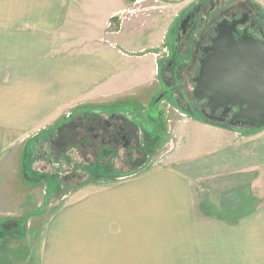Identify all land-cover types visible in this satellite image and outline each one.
I'll return each instance as SVG.
<instances>
[{
	"label": "crops",
	"instance_id": "0c3cea01",
	"mask_svg": "<svg viewBox=\"0 0 264 264\" xmlns=\"http://www.w3.org/2000/svg\"><path fill=\"white\" fill-rule=\"evenodd\" d=\"M72 2L0 0V159L16 135L43 129L80 104L128 92L138 101L151 86L149 117L159 83L155 47L131 48L120 39L94 51L55 53L53 38ZM111 2L113 14L97 13L98 3ZM123 4L92 0L100 34L92 41L102 40L105 23ZM125 105L134 112V104ZM108 106L99 114L116 110L110 116L123 117L120 106ZM154 111L155 120L167 118ZM190 125L169 165L58 208L43 225L39 264H264V129L237 133Z\"/></svg>",
	"mask_w": 264,
	"mask_h": 264
},
{
	"label": "rangeland",
	"instance_id": "374dc122",
	"mask_svg": "<svg viewBox=\"0 0 264 264\" xmlns=\"http://www.w3.org/2000/svg\"><path fill=\"white\" fill-rule=\"evenodd\" d=\"M72 1V7H69L68 13L65 12L61 17L59 28L53 38V50L57 54L94 51L98 50V44L107 45L108 43L111 46L113 43H122L119 42L120 39L127 43L130 42L131 45H128L131 48L142 47L147 50L150 45L154 46L156 51H160L167 44L173 43L175 34L181 35V31L176 28L180 18L175 20L168 31L170 21L181 12H186L184 16L189 15L204 0H124L122 9L116 11L115 16L105 23L104 32L106 34L102 40L95 42L92 40L99 37L100 34H96L94 27L98 20L95 17V9L92 8V0H86L89 5H84L81 0ZM216 1L220 4L224 0H214L213 3ZM227 1L240 0H225V2ZM249 1L259 9V12L264 14V0ZM115 5V2L98 3L96 11L99 15L111 13V7ZM210 6L211 4H207L202 9L208 10ZM132 19L138 22L139 30L134 29ZM193 21H196L195 17ZM144 22L146 25L141 27ZM189 27L188 24L187 28ZM119 30L121 34L117 36L118 42H116L114 35ZM172 30L173 32H171ZM175 46H177L176 43ZM181 49L182 54H185L187 49ZM155 72L158 71L155 69ZM151 90H153L151 86L143 89L142 91L147 97L138 101H133L137 100V96H132L128 92L118 98L110 99L106 103L102 100L74 106L66 113L61 114L52 124L38 131L30 132L27 136L18 134L11 144L7 143L4 146L0 159V264H39L43 225L58 208L66 202L77 199L83 193L120 184L149 170L169 165L174 154L181 149L182 130L193 128L190 125L193 121L201 123L203 126L220 128L229 132L238 131L237 133H240V131L246 132L247 130V128L241 127L215 126L200 119H194L181 110L177 112L178 108L171 103V90L165 87L161 89V93H167L163 101L170 103L169 112L164 114L167 118L162 117L159 120L146 118L147 98L150 93H153ZM158 99L159 97L156 101ZM125 104H134L136 107L134 112L128 108L130 106ZM106 105H109V108L120 106L117 111L137 127L138 130L134 128L133 136H127L129 141L127 145L118 140L117 151L110 150L108 155L99 146L96 149L93 148V145H98L97 140V142L87 145L81 141H72L70 137H67L64 131H67L66 128L72 127L70 122L73 115L79 112L86 111L88 113L90 120L86 119L87 123L83 125L94 126L97 132L103 122L114 120L111 119L114 116L110 115L114 114L116 110L106 111L105 115L99 114L102 113L100 107ZM150 115L157 118L153 108ZM37 136L42 144V149L39 152L35 151L36 148L33 150L29 164L25 155L26 144ZM51 139L52 142L49 144ZM91 144L92 146H90ZM98 149L104 156H96L94 151L97 152ZM24 161L28 168L40 177L32 178V180L26 178ZM49 161H53V164H49ZM95 165L104 166V174L99 176L97 173H92V179L83 175L86 170H92ZM29 169L28 171H30ZM139 169L141 170L139 171ZM134 172L139 174L131 176ZM74 175H79V178H73ZM47 176L52 177L50 184L45 179ZM71 176L72 179L68 180L67 178ZM110 181L113 182L105 183ZM78 183L82 185L77 187ZM242 203L243 201L240 206ZM238 207L239 205L235 206V208Z\"/></svg>",
	"mask_w": 264,
	"mask_h": 264
},
{
	"label": "flooded vegetation",
	"instance_id": "af4514ba",
	"mask_svg": "<svg viewBox=\"0 0 264 264\" xmlns=\"http://www.w3.org/2000/svg\"><path fill=\"white\" fill-rule=\"evenodd\" d=\"M213 1L200 2L189 15L184 16L186 12L177 15L175 20L180 18V21L176 28L181 31V35L175 34L173 43L167 44L160 50L164 58L160 57L159 51L153 53L157 59L158 72L156 75L159 80L155 86L159 100L156 101L157 97L155 98L153 110H162L163 105L160 103L167 93H161V89L165 87L171 90V103L178 110L194 119H200L215 126L231 127L230 121L237 109L231 106H228L227 109L217 108V104L209 106V101L206 99H196L193 95V89L196 86L195 80L199 76L201 62L211 53L209 48L213 46L212 40L216 38L219 27L222 25L230 27L233 23L243 22V25L237 26L235 39L241 37L248 26L250 29L259 28L264 32V14L259 12V9L255 8L249 0L233 2L224 0L220 4L217 1L213 3ZM207 4H211L210 8L202 9ZM194 17L196 21H193ZM188 24L189 28H187ZM185 40L187 41L185 42ZM181 48L187 49L185 54H182ZM111 119L114 120L105 121L104 127L99 130L102 134L101 142L109 144L112 140L117 144L120 141L127 145L129 143L127 136H133L135 133L133 124L126 125V127L118 126L120 122L117 120V116ZM90 131L98 133L94 126H90Z\"/></svg>",
	"mask_w": 264,
	"mask_h": 264
},
{
	"label": "water",
	"instance_id": "95a60500",
	"mask_svg": "<svg viewBox=\"0 0 264 264\" xmlns=\"http://www.w3.org/2000/svg\"><path fill=\"white\" fill-rule=\"evenodd\" d=\"M243 24L236 22L230 27H219L209 48L211 53L200 64L193 95L198 100H208L209 106L236 108L231 127L260 132L264 129V32L248 26L244 34L235 39L237 26ZM169 105V102L163 103L158 114L169 112ZM152 108L148 112L151 113Z\"/></svg>",
	"mask_w": 264,
	"mask_h": 264
},
{
	"label": "trees",
	"instance_id": "16d2710c",
	"mask_svg": "<svg viewBox=\"0 0 264 264\" xmlns=\"http://www.w3.org/2000/svg\"><path fill=\"white\" fill-rule=\"evenodd\" d=\"M83 114L81 115V116H75V114L73 115V119H72V121L70 122L71 124L70 125H72V127H69V128H66L65 130H67V131H64V132H66V134H67V137H70L71 139H72V141H81L82 143L84 142V143H86L87 145H88V143H94V142H97L98 141V145H93V148L94 149H96L97 148V146H99V147H101V149H103V150H105L106 152H107V154H108V152L110 151V150H112L113 152L114 151H117L116 149L118 148V145L119 144H117V143H115V142H113L112 140H111V142H109V144H106V142H101V137H102V134H100V131H98V133H93V132H91L90 131V126L91 125H89L88 126V124H86V125H83L84 123H87L86 122V119H89L90 120V116L88 115V113H86V111L85 112H82ZM160 116V115H159ZM161 116H162V114H161ZM149 117L150 118H154V117H151V115L149 114ZM117 120L118 121H120V124L118 125V126H123V127H126V125L128 126V125H130V123L125 119V118H123V117H119V116H117ZM104 125H105V123L103 122L102 123V125L100 126V124H99V130L101 129V127H104ZM132 125V124H131ZM82 130H81V129ZM81 130V131H80ZM116 131V130H115ZM53 139V138H52ZM52 139L49 141V144L52 142ZM97 140V141H96ZM40 140H39V137L37 136L36 138H34V139H32V140H29L28 142H27V146H26V153H25V155H26V160H27V162L29 163V160H30V158L32 157V155H33V150L35 149V151L36 152H39V150H41L42 149V144H41V142H39ZM90 146H92V144L90 145ZM95 153H96V156H100V155H102V156H104L103 154H101V152L99 151V149H98V151L96 152V151H94ZM109 155V154H108ZM106 157V156H105ZM55 161H57L56 159H55ZM49 164H53V161H49L48 162ZM30 164V163H29ZM55 164V163H54ZM24 165H25V175H26V178H28V179H30V180H32V178H36V177H40L39 175H36L35 173H33L29 168H28V165H26V161H24ZM30 170V171H28V169ZM105 167L104 166H99V165H95L93 168H92V170L91 169H88V170H86V173L85 174H83V175H85L87 178H89L90 177V179H92L93 178V176L91 175L92 173H97L99 176H101V174H104V172L103 171H105V169H104ZM75 170V169H74ZM136 174H139L138 172H134V173H132L131 174V176H133V175H136ZM79 175H74L73 176V178H79L78 177ZM120 178H122V177H120ZM126 178V177H125ZM45 179L47 180V183H51V180H52V177L50 176H47V177H45ZM68 180H70V179H72V176L70 177V178H67ZM59 180H60V178H59ZM88 180V179H87ZM86 180V181H87ZM113 181H110V182H105L106 184H108V183H112ZM85 183V182H84ZM79 185H82V184H79L78 183V185H77V187L79 186ZM55 189V188H54Z\"/></svg>",
	"mask_w": 264,
	"mask_h": 264
}]
</instances>
